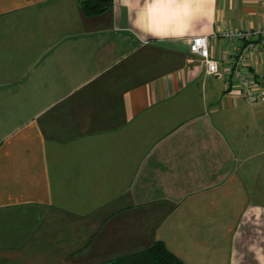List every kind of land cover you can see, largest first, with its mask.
I'll list each match as a JSON object with an SVG mask.
<instances>
[{"label":"crops","instance_id":"obj_1","mask_svg":"<svg viewBox=\"0 0 264 264\" xmlns=\"http://www.w3.org/2000/svg\"><path fill=\"white\" fill-rule=\"evenodd\" d=\"M82 1L0 0V264H99L154 240L183 264H264V39L221 34L264 26V0L147 20L137 0ZM237 47L258 103L225 85Z\"/></svg>","mask_w":264,"mask_h":264},{"label":"built area","instance_id":"obj_2","mask_svg":"<svg viewBox=\"0 0 264 264\" xmlns=\"http://www.w3.org/2000/svg\"><path fill=\"white\" fill-rule=\"evenodd\" d=\"M221 34L227 39H264V26L244 30L224 29ZM249 46L251 47V45ZM189 51L197 57L208 75L218 74V61L211 56L209 51V37L206 35H195L191 37L189 41ZM247 55L246 49L237 47L229 58V69L224 74V82L228 89L232 87L238 88L242 92L246 102L255 104L261 100V89H258L253 78L246 75L244 65Z\"/></svg>","mask_w":264,"mask_h":264},{"label":"trees","instance_id":"obj_3","mask_svg":"<svg viewBox=\"0 0 264 264\" xmlns=\"http://www.w3.org/2000/svg\"><path fill=\"white\" fill-rule=\"evenodd\" d=\"M111 5L110 0H84L80 3L86 15L100 13ZM99 264H183V261L170 252L161 240H154L146 249L118 256Z\"/></svg>","mask_w":264,"mask_h":264},{"label":"clouds","instance_id":"obj_4","mask_svg":"<svg viewBox=\"0 0 264 264\" xmlns=\"http://www.w3.org/2000/svg\"><path fill=\"white\" fill-rule=\"evenodd\" d=\"M125 7L133 2V0H122ZM140 5V8L143 13V17L147 20L148 17L152 15V13L157 10L171 6L173 9L177 10L181 15L185 13L188 16H191L193 13L192 0H137ZM141 14H136V20L134 21L135 26L139 28L141 31L146 32L147 35L158 37L159 39H167L170 37V33L168 35L161 34L157 31H153L151 28L144 27L140 23Z\"/></svg>","mask_w":264,"mask_h":264},{"label":"rangeland","instance_id":"obj_5","mask_svg":"<svg viewBox=\"0 0 264 264\" xmlns=\"http://www.w3.org/2000/svg\"><path fill=\"white\" fill-rule=\"evenodd\" d=\"M116 258V257H115ZM114 259V258H113ZM111 260V259H110ZM109 261V260H108Z\"/></svg>","mask_w":264,"mask_h":264}]
</instances>
